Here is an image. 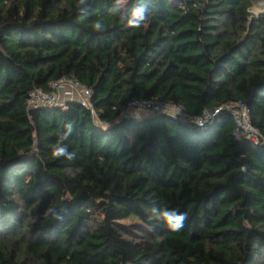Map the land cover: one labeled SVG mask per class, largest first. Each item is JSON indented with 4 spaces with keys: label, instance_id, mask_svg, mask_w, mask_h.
<instances>
[{
    "label": "trees",
    "instance_id": "obj_1",
    "mask_svg": "<svg viewBox=\"0 0 264 264\" xmlns=\"http://www.w3.org/2000/svg\"><path fill=\"white\" fill-rule=\"evenodd\" d=\"M134 3L113 16L116 0H88L81 21L77 0H0V264H264V13L143 0L134 29ZM13 6L23 21L6 22ZM63 79L91 89L92 109L29 107ZM133 99L219 112L202 127L122 117ZM233 104L260 143L236 136ZM69 123L73 158L54 157ZM152 208L187 219L172 231ZM130 218L138 235L118 224Z\"/></svg>",
    "mask_w": 264,
    "mask_h": 264
},
{
    "label": "built area",
    "instance_id": "obj_2",
    "mask_svg": "<svg viewBox=\"0 0 264 264\" xmlns=\"http://www.w3.org/2000/svg\"><path fill=\"white\" fill-rule=\"evenodd\" d=\"M91 97V89L83 86L74 79H63L52 83L51 91L49 92L40 89L32 90L29 93L28 105L30 108L56 107L66 106L71 102H78L84 107L92 109ZM130 109L136 111L145 110L149 113L156 114H170L173 117L179 118L183 122L196 124L200 127L212 120L219 112V110L213 114L205 112L203 115L196 116L189 114L182 107L172 102L133 99L122 109L121 116L139 118L135 113H128L127 111ZM227 109L231 112L234 118L236 124V136L239 137L241 135H246V137L255 144L260 143V136L252 126L249 110L243 104L229 105Z\"/></svg>",
    "mask_w": 264,
    "mask_h": 264
},
{
    "label": "clouds",
    "instance_id": "obj_3",
    "mask_svg": "<svg viewBox=\"0 0 264 264\" xmlns=\"http://www.w3.org/2000/svg\"><path fill=\"white\" fill-rule=\"evenodd\" d=\"M87 2L88 0H77L76 8L78 9V18L81 21L86 20L90 15L89 13L84 12L81 8V5H84ZM122 2L123 0H116V4L111 10L113 16L122 15L119 11ZM125 19L126 26L134 29H138L146 23L148 17L146 15V8L143 5V0H140V6H136L135 3L133 4ZM92 27L94 31H101L103 28L100 22L93 23ZM66 129L67 131L59 137L57 143L53 146L52 155L57 158L65 157L67 159H72L73 153L69 151V146L64 143V141L68 140L73 131L72 124H67ZM48 211H51V209ZM151 213L154 217L164 221L165 225L172 231L181 229L187 219V213H178L175 210H158L152 208Z\"/></svg>",
    "mask_w": 264,
    "mask_h": 264
},
{
    "label": "rangeland",
    "instance_id": "obj_4",
    "mask_svg": "<svg viewBox=\"0 0 264 264\" xmlns=\"http://www.w3.org/2000/svg\"><path fill=\"white\" fill-rule=\"evenodd\" d=\"M127 0H123L122 4L125 5ZM252 6L250 8V13L252 17H258L260 14L264 13V0H251ZM25 18V10L19 12L13 6L9 11V16L6 19V22L9 21H23ZM128 113H135L138 117L146 116L149 112L145 110H133L130 109L127 111ZM126 112V113H127ZM119 226L125 228L130 234L138 235L140 229L143 228L142 224L136 218H130L118 223Z\"/></svg>",
    "mask_w": 264,
    "mask_h": 264
}]
</instances>
